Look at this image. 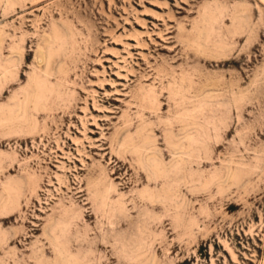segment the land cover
Wrapping results in <instances>:
<instances>
[{"label": "rangeland", "instance_id": "obj_1", "mask_svg": "<svg viewBox=\"0 0 264 264\" xmlns=\"http://www.w3.org/2000/svg\"><path fill=\"white\" fill-rule=\"evenodd\" d=\"M0 264H264V0H0Z\"/></svg>", "mask_w": 264, "mask_h": 264}]
</instances>
